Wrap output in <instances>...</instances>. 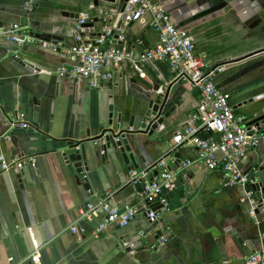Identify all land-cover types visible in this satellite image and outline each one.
I'll use <instances>...</instances> for the list:
<instances>
[{
    "label": "crops",
    "instance_id": "crops-1",
    "mask_svg": "<svg viewBox=\"0 0 264 264\" xmlns=\"http://www.w3.org/2000/svg\"><path fill=\"white\" fill-rule=\"evenodd\" d=\"M24 1L0 0V23L26 18L34 36L57 35L63 48L76 44L78 37L95 42L109 29L113 33L106 45H118L115 33L124 26L123 0H99L97 5L94 0H36L29 15L23 11ZM242 13L216 12L187 28L207 65L222 67L216 83L230 94L234 112L251 123L264 116V51L254 53L264 48V34L250 35ZM148 21L144 15L126 26L129 39L122 44L135 56L158 39ZM74 62L60 47L17 46L0 38V155L7 161L34 159L22 168L0 170V264H38L31 259L33 240L39 246V264H252V254L264 253V212L256 213L250 184L227 182L219 167L212 169L195 160V146L189 143L172 149V138L182 132L201 102L190 83L175 81L170 88L168 116L156 137L139 135L140 168L164 158L178 171L175 188L166 193L170 208L156 225L148 221L141 190L128 183L132 163L99 158L88 172L70 171L59 149L87 139L89 131L90 136L100 134L110 120L111 98V120L114 126L120 124L116 132L126 128L131 118V128H139L148 101L156 94L153 86L173 80L165 61L145 63L143 75L122 61L111 81L91 88L86 81L55 74L59 66ZM17 116L32 127L12 128ZM255 124L261 128L260 145L248 150L240 166L264 186V123ZM186 160L191 164L179 171L178 164ZM77 176L86 178L91 189L86 190ZM107 192L113 193L115 205L133 206L135 217L126 226L110 224L100 234L95 233L96 220H85L81 231L72 233L79 209ZM159 230L165 242L155 239Z\"/></svg>",
    "mask_w": 264,
    "mask_h": 264
},
{
    "label": "built area",
    "instance_id": "built-area-1",
    "mask_svg": "<svg viewBox=\"0 0 264 264\" xmlns=\"http://www.w3.org/2000/svg\"><path fill=\"white\" fill-rule=\"evenodd\" d=\"M35 3L36 0H25L23 11L29 15ZM128 3L131 4V8L122 12L124 26L116 29L117 39L124 41L126 26L133 21L141 20L144 15L149 16L148 25L155 30L158 37L155 44L141 51L138 56L123 44L106 45L108 37L110 38L113 33L109 29H104L94 44L82 41L78 37V42L69 48H63L60 43L37 39L27 24L0 23V38L17 46L40 44L45 48H62L66 55L75 59V62L69 66H59L55 74L60 78L86 81L91 88L111 81L122 61L128 62L132 71L138 75H143V65L147 62H167L173 80L190 83L201 97L195 115L187 121L182 132L172 138V149H176L180 144L189 143L195 146L197 153L195 160L205 163L212 169L219 167L230 184L241 186L251 184L253 180L247 173H243L240 165L249 149L259 147L262 138L261 128L259 125L249 123L243 115L235 113L230 103V94L219 89L216 76L222 71V67L207 65L197 52L189 29L179 26L174 16L162 5H153L151 0H128ZM86 20L87 16L81 18L78 26L80 27ZM11 126L24 130L32 127L23 116H17ZM204 132H210L205 139L201 136ZM26 161L34 163L32 157H28L27 160L7 161L0 155V170L5 172L13 168H22ZM191 162L186 160L179 163L177 169L182 171ZM152 170L156 172L150 177ZM177 173L178 171L165 163L164 158L144 168H132L128 171V183L141 186L140 198L147 205L146 214L151 224L157 223L160 215L169 210L166 193L175 188ZM251 193L248 192V195ZM112 195V192H107L97 201L83 205L70 231L80 232V223L85 220L97 221L96 234L103 232L110 224L126 226L135 217L136 209L133 206L121 208L115 205L111 200ZM152 204H155L156 208H153ZM255 208V205H252V214ZM159 239L165 242L167 238L160 235ZM31 259L39 264V246L35 240ZM250 262L264 264V253L252 254Z\"/></svg>",
    "mask_w": 264,
    "mask_h": 264
},
{
    "label": "water",
    "instance_id": "water-1",
    "mask_svg": "<svg viewBox=\"0 0 264 264\" xmlns=\"http://www.w3.org/2000/svg\"><path fill=\"white\" fill-rule=\"evenodd\" d=\"M99 0H94V4L97 5ZM114 2V0H102ZM166 1H169L166 2ZM168 3V4H166ZM151 4H160L163 8L171 13L177 24L179 26L187 27L193 21L205 17L207 15L214 14L216 12H224L229 9L238 11L243 19L242 24L251 32L250 35H257L259 33L264 34V0H151ZM241 4V5H240ZM123 10L128 11L131 8V4L128 0H123ZM244 10V11H243ZM64 16H69L73 18H79L78 14L62 12ZM10 23H20L27 24L26 18L19 22ZM35 37L40 40L57 43L61 38L57 35L46 34V33H36ZM117 39V35L115 36ZM125 39H129L125 35ZM94 44V42H91ZM119 45L122 41L117 40ZM131 45V42L128 41ZM264 51V48L258 50L257 52ZM176 80H172L167 85L157 82L153 86V91L156 93L148 101V108L142 117L139 128L133 127V120L131 118L128 126L126 128H121L118 132L120 124L114 126L111 118L113 113L112 98L109 100V110H110V120L108 126L102 129L100 134L95 136H90V131L87 133L88 138L80 142H69L66 146H63L59 150L61 151V156L67 164L70 171L75 174H79L82 171H90V164L94 166L97 160L100 158L101 161L107 160L108 158H113L118 161H122L125 164L132 163L134 168H140L139 162L136 157V152L139 147V135L145 134L149 138L153 139L157 135L163 126L164 119L168 116V112L165 111V106L167 104V97L170 88ZM250 123V122H249ZM264 123V116L256 118L251 124ZM210 132H204L201 134L202 138H207ZM92 165V166H93ZM20 172L19 175H21ZM79 176H77L78 178ZM253 182L250 187L254 191V200L257 202L256 213L264 212V186L262 182L257 180L256 175L250 176ZM78 181H82L83 186L86 190H90V184L86 178ZM139 190L141 186L139 184L135 185ZM155 223L154 225H156ZM155 239H158L161 235V231L156 232Z\"/></svg>",
    "mask_w": 264,
    "mask_h": 264
},
{
    "label": "trees",
    "instance_id": "trees-1",
    "mask_svg": "<svg viewBox=\"0 0 264 264\" xmlns=\"http://www.w3.org/2000/svg\"><path fill=\"white\" fill-rule=\"evenodd\" d=\"M151 206H152L153 208H156V205H155V204H152Z\"/></svg>",
    "mask_w": 264,
    "mask_h": 264
},
{
    "label": "bare ground",
    "instance_id": "bare-ground-1",
    "mask_svg": "<svg viewBox=\"0 0 264 264\" xmlns=\"http://www.w3.org/2000/svg\"><path fill=\"white\" fill-rule=\"evenodd\" d=\"M166 2H168L169 3V1H166ZM168 3H166V4H168ZM166 9V8H165Z\"/></svg>",
    "mask_w": 264,
    "mask_h": 264
}]
</instances>
